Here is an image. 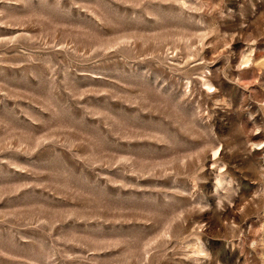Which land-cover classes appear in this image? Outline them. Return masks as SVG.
I'll return each mask as SVG.
<instances>
[{"label": "rangeland", "instance_id": "obj_1", "mask_svg": "<svg viewBox=\"0 0 264 264\" xmlns=\"http://www.w3.org/2000/svg\"><path fill=\"white\" fill-rule=\"evenodd\" d=\"M0 264H264V0H0Z\"/></svg>", "mask_w": 264, "mask_h": 264}]
</instances>
